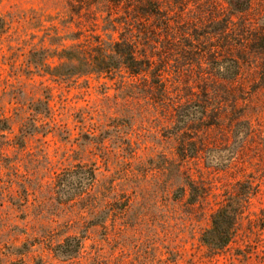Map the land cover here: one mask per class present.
<instances>
[{"label":"rangeland","instance_id":"rangeland-1","mask_svg":"<svg viewBox=\"0 0 264 264\" xmlns=\"http://www.w3.org/2000/svg\"><path fill=\"white\" fill-rule=\"evenodd\" d=\"M242 1L0 0V264H264V0ZM118 40L138 73L92 72Z\"/></svg>","mask_w":264,"mask_h":264},{"label":"trees","instance_id":"trees-1","mask_svg":"<svg viewBox=\"0 0 264 264\" xmlns=\"http://www.w3.org/2000/svg\"><path fill=\"white\" fill-rule=\"evenodd\" d=\"M242 2H245V0ZM102 46H104L103 43L98 41L96 47L100 50H97L95 52V56L92 57V60L86 63V66L89 67L92 72L98 74H108L113 70L125 68L133 74L138 73L137 70H135L138 69V67H136V54L133 50L134 46L131 43L124 40H118L113 42L109 49ZM68 61L70 60L66 59L64 63L67 64L69 63ZM77 167L78 169H82V166ZM88 172L89 173H87V175L90 176L89 181L91 182L94 179V175L91 170ZM71 173L74 177L77 176L73 173V171ZM63 176L68 179L58 178V186L61 191L66 189L67 186L70 185L71 181L70 173L66 172ZM68 197L71 199V194H68ZM237 215L238 208L234 203H227L225 206L217 210L212 215L211 226L202 234V243L209 250L214 252H217L227 246L233 235V227L236 223ZM80 247L81 238L68 236L64 239L63 243L56 245L54 250L60 255L71 257L79 252Z\"/></svg>","mask_w":264,"mask_h":264}]
</instances>
